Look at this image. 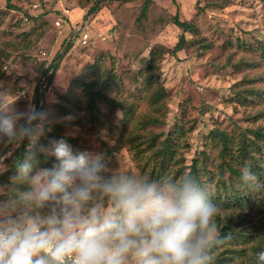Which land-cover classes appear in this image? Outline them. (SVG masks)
<instances>
[{
  "label": "rangeland",
  "instance_id": "1",
  "mask_svg": "<svg viewBox=\"0 0 264 264\" xmlns=\"http://www.w3.org/2000/svg\"><path fill=\"white\" fill-rule=\"evenodd\" d=\"M9 3L14 9L0 0V108H36L34 89L46 87L38 69L48 67L64 41L70 44L38 101L48 122L37 148L65 138L74 150L99 155L109 168L149 176L151 152L162 149L163 141L174 138L179 128L184 136L171 162L189 166L205 151L211 171L221 161L215 146L218 132L230 138L233 147L255 139L263 144L256 132L264 133V0H152L143 15L141 0ZM92 6L96 12L86 15ZM175 14L191 31L183 33V49L171 54L181 34L172 23ZM150 51L159 56L152 71L157 85L146 93L142 79L149 74ZM92 65L104 97L93 98L90 105L84 87L94 80ZM108 76L115 86L105 87ZM157 89L163 97L158 105L151 102ZM16 148L0 140L6 170ZM37 159L38 166L49 167L41 154ZM243 163L252 170L251 159ZM14 175H7L0 187L10 188ZM221 179L228 183L226 173ZM262 194L264 183L255 190L253 202L224 205L217 217L227 223L241 221L247 232L258 235V228L264 227L258 205ZM244 248L250 255L241 243L230 247L228 263L241 264L232 252Z\"/></svg>",
  "mask_w": 264,
  "mask_h": 264
},
{
  "label": "clouds",
  "instance_id": "2",
  "mask_svg": "<svg viewBox=\"0 0 264 264\" xmlns=\"http://www.w3.org/2000/svg\"><path fill=\"white\" fill-rule=\"evenodd\" d=\"M47 122L32 105L0 108V140L27 142L11 187H0V264H215L224 238L206 185L191 173L109 168L64 138L37 148ZM37 153L55 163L38 166ZM240 182L261 187L247 166ZM254 258L264 264V250Z\"/></svg>",
  "mask_w": 264,
  "mask_h": 264
},
{
  "label": "trees",
  "instance_id": "3",
  "mask_svg": "<svg viewBox=\"0 0 264 264\" xmlns=\"http://www.w3.org/2000/svg\"><path fill=\"white\" fill-rule=\"evenodd\" d=\"M7 7L10 9H14L13 6L10 5V0H4ZM117 2H130L133 0H112ZM142 6H141V14L143 15L145 11L147 10L148 5L151 3L152 0H141ZM174 1V0H173ZM97 7L92 6L90 9H88L87 14L96 12ZM86 15L83 16V18L86 17ZM264 22V20H263ZM172 23L177 26L179 29H181V34L179 35L176 44L174 47L170 50L171 54H175L176 52L183 49L185 44V39L183 37V33L191 31V26L188 22L181 21L178 19L177 14H175L172 18ZM63 50L60 52H57L52 60V62L48 65L47 68H41L38 69V78H41L43 81H45V86L40 92L39 87L37 86L34 90L35 92V105L36 109L38 110V101L43 95L46 93V88L48 85H50L53 75L58 69L59 63L62 61L65 54L70 50V44L68 42H63ZM158 54L156 51L149 52V58L147 59V63L149 67L147 70L149 71V74L142 79V83L144 85V88L146 89V93L150 89H155L157 85V78L155 74H153V69L155 67V64L153 63V59L158 58ZM262 57H264V52L262 54ZM94 65L91 66L90 72L94 74V80H90L86 83L84 89L88 93V97L90 96V105H93L94 100L93 98H101L104 97L102 93L101 86H98L100 84L99 82V74L98 72L93 68ZM112 75V74H111ZM111 78H107V83L105 87H113L116 84L115 82H111ZM40 85V84H39ZM153 97L154 101H151L153 104H157L160 102V100L163 98L160 95V89L153 91ZM129 114V113H126ZM154 123H157L156 120H153ZM183 131L181 128L176 129L174 131V138H166L163 141V148L158 150H153L151 152L150 161L152 162L151 170L149 176L153 178H158L159 176L163 174H172V175H180L182 173H191L195 178H197L202 184L206 185L210 192V198L213 203H215L218 207V209L221 207H224V205H243L246 203L253 202L254 199H256V196H254V192L257 189H249L245 188L241 182H240V168L243 167L244 160L251 159L253 161V168L252 171L256 173L258 180L261 183H264V153L262 152L264 150V133L257 131L256 135L258 136L257 139L260 141H263V144H259V142H256L255 140L253 142H250V144H241L236 147L230 146V138H228L224 133L218 132L217 136L219 137V142L215 145L219 148V158L220 162L214 166V171L208 170L207 165L205 164L206 161V154L205 151L200 152L199 157L196 159H192L189 166H185L183 162L176 163L171 162L173 159V155L175 153V146L179 145L177 141L184 136L182 133ZM65 139V138H64ZM69 141L68 139H66ZM208 140L206 139V142ZM26 141L22 143L19 147H17L9 158L11 159V162L8 165V169L0 174V182H3L7 175H12L15 173V163L18 160H22L25 152H26ZM210 144L209 141L206 143V146ZM173 152V153H172ZM42 159L44 162H46L47 166L51 167L53 165L51 158H48L47 160L44 159L42 155ZM223 173L227 174V180L228 183H225L222 181L221 176H223ZM219 177L220 179H217L214 182L215 177ZM258 205L260 208V213H262L261 216V222L264 223V194L259 196L258 198ZM224 219V218H223ZM223 219L221 217H216V222L218 225H222L220 229V235L224 238L223 243L221 246L215 248L213 252V256L215 259V264H227L229 260V255L231 252H229V248L235 246L236 244L241 243L242 245H245L249 247L250 250L249 254L246 253V249L232 252L237 260L241 264H257L255 262V259L251 260L249 256H253L254 253L264 250V227L258 228V235H256V231L247 232V228L241 226L242 222H236V223H227L223 222ZM241 228L237 232H232L233 228ZM257 243L256 246L258 248H253L254 244ZM234 244V245H233ZM228 248L220 252V249L222 248ZM248 256V257H247ZM229 264V263H228Z\"/></svg>",
  "mask_w": 264,
  "mask_h": 264
}]
</instances>
